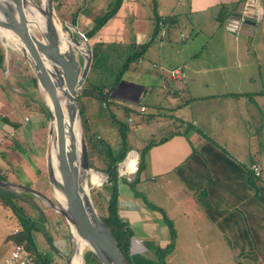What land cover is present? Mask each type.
<instances>
[{
  "label": "crops",
  "instance_id": "1",
  "mask_svg": "<svg viewBox=\"0 0 264 264\" xmlns=\"http://www.w3.org/2000/svg\"><path fill=\"white\" fill-rule=\"evenodd\" d=\"M107 1L62 0V7L76 14L77 27L84 12L93 16ZM240 1L121 0L115 14L89 38L91 44L101 43L105 49L106 58L96 65L104 69L110 55L125 61L130 50L139 52L133 61L137 64L128 66L137 69L140 85L120 79L98 82L103 91L113 85L108 101L114 110L131 109L129 116L140 119L138 130L150 131L153 138L144 140L141 147L154 142L144 152L137 182L131 183L132 178L126 182L123 177L116 182V213L131 232L130 264H170L181 246L193 247L190 259L196 261L197 254L204 258L200 246L207 248L212 241L219 244L226 239L238 250L253 247V240L264 245V200L258 191L264 180L248 174L252 162L262 173L264 149L248 154L242 148L248 135L264 127V0H250L259 6L250 35L225 28L228 12ZM220 12H226L222 23L217 20ZM86 20V25L91 23ZM86 25L82 33L92 27ZM128 40L133 45L127 46ZM173 69L179 72L177 78L170 77ZM0 89H4L1 81ZM10 91L6 90L7 96L0 93V167L23 166L13 165L10 153L32 165L30 160L37 159L34 150L45 166L47 134L45 149L35 148V131L48 130L50 122L43 101L37 98L40 94L34 87L27 92L33 95L32 101L42 103L44 112L20 92L10 95ZM132 101H138L137 105ZM23 102L27 108L20 107ZM146 105L153 111L146 112ZM136 129H130L132 135ZM29 139L32 145L25 147ZM208 140L214 146L202 149ZM132 166L129 161L127 167ZM42 173L46 177L45 167ZM233 251L235 256L243 252L241 248ZM250 254L256 252L251 248Z\"/></svg>",
  "mask_w": 264,
  "mask_h": 264
},
{
  "label": "rangeland",
  "instance_id": "2",
  "mask_svg": "<svg viewBox=\"0 0 264 264\" xmlns=\"http://www.w3.org/2000/svg\"><path fill=\"white\" fill-rule=\"evenodd\" d=\"M36 5L40 6L41 0H33ZM114 0H108L107 3H104L103 7L100 9L97 7L96 14L93 16H90L89 13L84 12L83 18L76 22L77 24V31L74 30V28L69 26L68 18L65 16H62V11L64 10V7L62 10H60V7L58 5L53 6V18L56 20L57 24H59L61 27H63L67 34H71L74 38H76L78 41L80 39H83L82 32L83 24L86 25L87 20L90 19L91 23L88 24L90 27L92 24H94L97 17L101 15L103 11L107 9V7L113 2ZM54 5V3H53ZM64 12V11H63ZM61 16H60V15ZM68 15V14H67ZM263 19V25H264V15L262 17ZM86 25L85 27H88ZM264 29V27L261 26V30ZM35 32L34 36L38 37V33L35 29H33ZM85 42L88 44L89 47H91V42L89 39H86ZM5 43H8L5 38L0 36V46L3 49L4 54V65L5 63H13L14 73L11 74L10 72L7 73L6 65L4 66V70L0 71V81L4 88H6L8 85L12 92H20V89L17 88L16 77H13L12 75H18L17 77L20 78L21 82H25V73H31V70L28 66V61L25 58V56L22 55V53L16 49H13L9 45H6ZM127 46L129 44L133 45L132 40H128L126 43ZM6 48V49H5ZM61 49V48H60ZM134 50H130L128 52V55L132 54ZM75 58L78 63L79 69L81 70L83 58L80 54L75 52ZM109 60V61H108ZM107 61L105 65V69L103 66H94V69L90 72V74L87 75V81L89 79L92 80V82H96L95 84H100L106 80L108 83L114 82L116 78L118 77L120 80H124L127 84H136L140 85L138 83V80H142V78L139 76V73L136 70H132L131 67L122 68V63L124 62V59H119L118 57H112L111 55L107 58ZM137 64L133 61L130 62L129 65ZM141 63H138L140 65ZM101 65V64H99ZM25 67L29 68V71H22L26 70ZM85 80V79H84ZM83 81L82 85H88V82ZM90 82V81H89ZM5 84V85H4ZM8 88V87H7ZM107 88V87H106ZM34 90L37 94V98L40 101H43V95L41 94L40 89L37 87H34ZM12 92L10 95H12ZM0 93L3 96H7L9 92H6V89H0ZM141 102H146L145 98L140 99ZM81 107L84 112L85 117L88 119L90 129L92 133H95L96 135L102 137L106 144L109 145V147L112 149L113 153H116L120 150L121 144H120V138L118 137V125L122 124L127 128L126 131V144L130 148L127 152L135 151L136 152V161L138 159V153L143 148V144H145L149 140V138H153L149 134V130H144V127H141V130H138V124H140V119L135 114H130L132 116L125 115L123 110L116 111L113 109V104H107L99 105L98 102L91 98L90 96H83L80 98ZM134 105H137L138 101H132ZM46 108L49 110V107L46 104ZM153 108L150 105H146V112H152ZM145 112V114H146ZM28 118V116H27ZM80 118V116H79ZM130 118V120H128ZM142 121V120H141ZM27 124V122H25ZM23 123L24 129H26L27 125ZM264 124V122H263ZM133 127L136 129L135 135H132ZM20 129H23L22 127ZM82 132L83 128L81 126ZM259 133H253V135H248V142L247 145H242V148L246 150L248 154L251 153V151L255 148L258 149L259 153H261L264 149V127L262 129H259ZM23 135H25V132H22ZM46 134L47 129L44 131L43 129H37L35 131V148H39L40 150H44V145L46 144ZM15 135V134H14ZM157 135V134H156ZM154 135V136H156ZM150 136V137H149ZM44 137V138H43ZM29 144V145H28ZM32 143L30 142V139L25 144V147L31 146ZM141 147V148H140ZM38 149V150H39ZM35 155H37V159H31L30 162L32 165H27L23 163L20 159H22L21 156L18 154L10 153V157L8 158L9 161L14 165V163L23 164V166L14 168L12 165V168H14L10 173H6V180L9 178V182L15 184V185H24L26 187L34 188L38 192H40L44 197L51 199L52 193L51 190L48 187L47 179L43 175L42 171H44V160L41 157H38V152L34 150ZM126 152V154H127ZM138 152V153H137ZM125 154V155H126ZM104 156V154H102ZM101 157V156H100ZM94 165L96 166V169H92L98 173L101 174L103 180L99 184L92 183L90 184L91 177L90 175L87 176V189H88V195L90 197V200L92 202L95 200L96 204L93 206L100 215L101 213H104V207L107 200V183L105 182V175L103 172H101V169L104 167L103 161L97 156L94 158ZM6 168L3 167V170ZM22 169V173L20 170ZM36 169L39 170V172H36ZM14 171V172H13ZM93 172V171H92ZM261 172V168H260ZM258 178H261V180H264V165L262 167V173ZM13 191H10L13 193L14 196H8L6 197V200L9 202L11 206H4L0 204V260L2 257L7 254L12 244H14V234L19 231L20 225L18 223L16 213L23 214L28 218L34 219L36 221V226L38 227V230L33 232V238L35 241V245L37 249L41 252H45L46 254L50 255V258L53 262L57 264H65V259L70 255H72L73 251V238L71 234V228L69 227L68 223L66 222L65 218L57 212L55 209L49 207L47 203L33 195H26L25 192L22 189L19 188H13ZM8 191V190H6ZM264 203V201H263ZM42 214L44 216V221L39 222L38 215ZM43 234H50L54 247L56 248L57 252L49 251V246L46 244V241L43 237ZM207 247H199L200 251L203 253L204 258L199 257L196 258V261H193L190 259V256L194 253L192 252L193 247H186L181 246L178 247V254L176 256V260H173L170 262V264H236L238 260L242 261L245 264H264V245L260 247L261 252L257 254H250L251 247H241V250L243 251L240 255V257H236L234 255V247L230 246V242L226 239L220 240L219 244L213 243ZM198 248V250H199ZM204 248V249H203ZM87 247H84V252ZM239 252V250L236 248V252ZM256 252V250H255ZM83 254V253H82ZM246 255V256H244ZM69 257V258H70ZM255 258V260L253 259ZM190 259V260H189ZM83 263V258H82Z\"/></svg>",
  "mask_w": 264,
  "mask_h": 264
},
{
  "label": "water",
  "instance_id": "3",
  "mask_svg": "<svg viewBox=\"0 0 264 264\" xmlns=\"http://www.w3.org/2000/svg\"><path fill=\"white\" fill-rule=\"evenodd\" d=\"M27 1L38 8V5L33 0H0V32L4 30L18 34V37L30 51L31 56L29 58L24 54L23 56L27 59L36 86L43 95V104L49 120H51V117L53 118L54 128L59 139V149L65 163L66 177L61 175L60 181L55 184V188L62 194L63 206L60 208L57 206L58 202L53 195L55 175L50 162L48 145L45 153V174L48 187L52 193L51 199L44 197L34 188L15 185L8 180L0 179V188L8 191H13V188H19L43 199L49 207L55 209L65 218L68 225H71L79 236L87 241V248L95 255L100 264H126L119 252L116 241L94 208L88 191L85 192L81 186V174L83 179V173L89 168L87 166V152L76 104V95L90 65L91 47L88 46L85 42L86 38L83 37L82 40L86 46L87 53L86 55L78 53L83 58L80 70L74 50L64 51L60 49V40L53 26V0L45 1L46 10L42 12L45 18L44 30L38 26L32 27L29 23L25 7V2ZM258 9L259 6H253V2L250 0L238 2L228 12L224 23L225 28L235 34L250 35L254 30ZM69 26L76 30V27ZM30 28L32 30L35 29L40 34L43 42L42 47L46 50L52 66L58 74L57 85L59 86H54L47 77L36 54L39 40L30 33ZM61 30L66 32L63 27H61ZM67 37L74 43L78 42L71 34H67ZM59 89H61L62 93L61 100L59 99ZM46 101L50 103L51 113L46 108ZM74 125L78 127L80 132L81 152H79V165L76 162L78 147L73 132ZM52 133L53 127L50 121L47 130L48 138L52 136ZM42 217L44 220V216ZM43 237L48 246L54 252H57L56 248L46 238V235L43 234ZM69 257L70 255L66 257L65 264H68Z\"/></svg>",
  "mask_w": 264,
  "mask_h": 264
},
{
  "label": "trees",
  "instance_id": "4",
  "mask_svg": "<svg viewBox=\"0 0 264 264\" xmlns=\"http://www.w3.org/2000/svg\"><path fill=\"white\" fill-rule=\"evenodd\" d=\"M54 2V6L58 5V7H60V10L63 9L62 7V0H53ZM121 0H114L105 11H103L101 13V15L99 17L96 18L94 24L92 25V27L82 33L83 37L86 39H89L110 17H112L115 12L117 11L119 5H120ZM153 8L155 7V3L152 4ZM64 11V12H63ZM62 11V16L61 17H67L68 18V23L71 26H74V21H75V17L76 14L74 13H68L65 10ZM68 14V15H67ZM74 14V15H73ZM226 16V12H220L217 20L219 23H222V21L224 20ZM154 24L155 27H158V16L156 14H154ZM142 47H140L138 49V51H140ZM139 52L137 53H133L132 55L126 57L124 63H123V67H127L129 65V63L131 61H135L138 57ZM105 49L103 48V45L101 43H93L91 44V61H90V65L88 68V71L86 73V77L88 74H90V72L94 69L95 65H98V62L100 64L101 59H105ZM4 54H3V49L0 46V68L2 70H4ZM14 64L13 63H7V73L10 72L11 74L14 73ZM26 70H22V71H29L28 67H25ZM13 77H16L17 81L16 82V86L17 88L20 89V95L27 98L26 101H29L31 103H37V106L39 107V109L41 111H45L42 103L36 102V101H32V94L27 93L29 91H31V87H35L36 83H35V79L32 76V74L30 73H25V82H21L20 78L17 77L18 75H12ZM85 77L84 83L87 81V78ZM119 80V78L117 77L115 81ZM90 81V82H89ZM88 85H81V87L79 88V90L77 91V95H76V104H77V108H78V112H79V116H80V122H81V126L83 128V136H84V141H85V146H86V152H87V166L88 168H94L96 169V166L94 165V158H96L97 156H99V158L103 161L104 163V167L103 169H101V172L104 173V175L106 176V183L108 185V189L110 191V194L107 198L105 207H104V213H101L100 216L103 220V222L105 223L106 227L108 228L109 232L111 233L112 237L114 238V240L117 243L119 252L121 253L123 259L125 260L126 264H130L129 261V238L131 236V232L129 230V228L127 227V225L125 224V222L118 216V214L116 213V201H117V195H116V182H117V176H116V164L118 162H120L126 152L130 149L129 146L126 144V131L127 128L125 126H123L122 124L118 125L117 131H118V137L120 138V144H121V148L118 152L113 153L112 149L109 147V145L106 144L105 140L96 135L95 133L91 132L90 129V125L88 122V119L85 117L84 112L82 110V105L80 102V98H82L83 96H90L91 98L95 99L98 104L101 106L103 102L107 104H110L112 101H108L109 97V93L108 91L111 90V88L113 87V85L111 87H109V90L107 91H103L104 87L102 85H98L95 84L94 82H92L91 79H89ZM5 85V84H4ZM7 86L6 90L10 91L9 86ZM11 92V91H10ZM26 102H23L22 105L20 106L21 108H27V105L25 104ZM123 112L125 114H128L131 109L124 107L122 108ZM132 112V111H131ZM152 143L154 142H150L148 144H146L145 147H143L139 153H138V159H137V163H136V169L134 171V173L132 174V182L131 183H135L137 182L139 175L141 174L143 168H144V152H146L148 146L152 145ZM207 146H214L213 143L211 141H207L205 142L204 146L202 149H204ZM222 154H224L221 151ZM104 154V156L102 155ZM101 156V157H100ZM2 158H4L6 160V157L4 155L1 156ZM9 169H5L3 170L0 167V179L6 180V173L8 171H12V167H8ZM97 170V169H96ZM248 174L249 177L253 178V179H257L258 177H254L249 169H248ZM259 199L264 200V187H261L259 190ZM26 195H30V193L24 191ZM8 196H14L13 193H11L10 191H6L4 189L0 188V202L3 206H11L9 204V202L6 200V197ZM92 202L95 205L96 202L95 200H93L92 198ZM18 220V223L20 225V229L19 231H17L14 234V242L15 243H20L24 246V248L27 250V252L30 255L31 258V264H57L55 262H53L50 258L49 254H46L45 252H41L37 249L36 245H35V241L33 238V232L38 230V227L36 226V221L34 219L28 218L23 214H15ZM39 217V222H43V217L41 214L38 215ZM170 226V225H169ZM170 233H172V228H169ZM46 238L48 239V241L54 246L51 235L50 234H46ZM46 241V240H45ZM254 243L253 247L250 246L254 251L256 250V254L257 252L260 253L261 249L260 247H262L261 243L259 240H253L252 241ZM47 244V242H46ZM48 246V245H47ZM237 248V247H234ZM239 250L241 247H238ZM49 251H52L51 247H49ZM82 258H83V264H100V262L98 261V259L95 257V255L89 250L86 249L84 252H82ZM246 256V255H244ZM237 258L240 256H236ZM236 264H245L242 261L238 260V262H236Z\"/></svg>",
  "mask_w": 264,
  "mask_h": 264
},
{
  "label": "bare ground",
  "instance_id": "5",
  "mask_svg": "<svg viewBox=\"0 0 264 264\" xmlns=\"http://www.w3.org/2000/svg\"><path fill=\"white\" fill-rule=\"evenodd\" d=\"M46 0H41L40 6H38V8L34 7L30 2H25V7L27 9V17L29 19V23L31 24L32 27H36L38 26L40 29L44 30L45 27V18L42 12H44L46 10ZM53 10V7H52ZM56 20L53 19V26H54V31L57 35V37L60 40V48L64 51H68V50H74V52L77 53H82L83 55H86L87 53V49L86 46L84 44V41L82 39H80L77 43L72 42L68 37L66 32H63L61 30V26L59 24H57V22H55ZM30 33L31 34H35V32L30 28ZM0 36L5 38V40L8 43H5L6 45H9L13 48L16 49L18 51H20L22 53V55L24 54L26 57H30V51L29 49L26 47V45L24 44V42L18 37V34L16 33H11L9 31H4L2 30L0 32ZM36 39L39 40V44H37L36 47V54L38 56V59L40 60V63L42 64V67L44 68L47 77L49 78L50 82L54 85V86H59L57 85L58 82V74L56 72V70L53 68L50 57L48 56L46 50L42 47L43 46V42L41 39L40 34H38V37L35 36ZM61 89H59V99L61 100ZM47 106L49 107V113H51V107H50V103L49 101H46ZM51 120V125L53 127V133L52 136H50L48 138V150L50 151V162L52 165V169L54 171V175H55V180H54V186H53V195L56 199V201L58 202L57 206L60 208L61 206H63V197L62 194L55 188V184L60 181V177L61 175H64V177H66L65 172H66V168H65V163L63 161L62 155H61V151L59 149V139H58V135L57 132L54 128V121L53 118H50ZM73 132H74V136L77 142V147H78V152H77V156H76V162L79 165V152L80 151V132L78 130L77 126H73ZM135 152L131 151L127 154V156L125 157L124 161L120 163V170H132L135 166ZM129 161H132L133 166L128 168L127 166L129 165ZM134 162V163H133ZM122 165H125V167H122ZM93 171V172H92ZM84 178L82 179V174H81V186L84 188V191L87 192V176L90 175L91 177V181L90 184L93 185L92 183L95 184H99L102 182L103 178L101 176L100 173L92 170V169H88L86 172L83 173ZM71 228V234H72V242H73V251H72V255L69 258V262L68 264H82V251L84 249V247H88V243L87 241L82 238L81 236H79L76 231L74 230V228L69 225Z\"/></svg>",
  "mask_w": 264,
  "mask_h": 264
},
{
  "label": "built area",
  "instance_id": "6",
  "mask_svg": "<svg viewBox=\"0 0 264 264\" xmlns=\"http://www.w3.org/2000/svg\"><path fill=\"white\" fill-rule=\"evenodd\" d=\"M179 74L177 69H173L170 71V77L171 78H177V75ZM105 103L103 102L102 105H104ZM140 111L144 110L143 106L139 107ZM128 120H130V118H128ZM131 152V151H130ZM135 152V151H133ZM129 152H127L128 154ZM127 154L124 156V158L122 159V161L118 162L116 164V176L117 177H123V179L126 182L131 181V175L134 173L135 171V166H136V157H135V166L132 170H120V163L124 161L125 157L127 156ZM136 155V152H135ZM248 169L250 171V173L254 176V177H259L260 176V166L255 163L252 162L248 165ZM106 181V176L105 179ZM0 264H31V258L29 253L27 252V250L24 248V246L20 243H14L12 244L11 248L8 251V254L2 259V261L0 262Z\"/></svg>",
  "mask_w": 264,
  "mask_h": 264
}]
</instances>
